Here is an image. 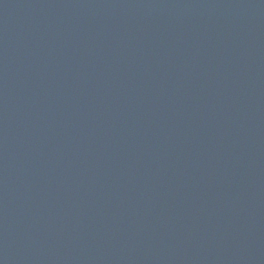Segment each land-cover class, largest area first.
Returning <instances> with one entry per match:
<instances>
[{
    "label": "water",
    "instance_id": "water-1",
    "mask_svg": "<svg viewBox=\"0 0 264 264\" xmlns=\"http://www.w3.org/2000/svg\"><path fill=\"white\" fill-rule=\"evenodd\" d=\"M0 264H264V0H0Z\"/></svg>",
    "mask_w": 264,
    "mask_h": 264
}]
</instances>
